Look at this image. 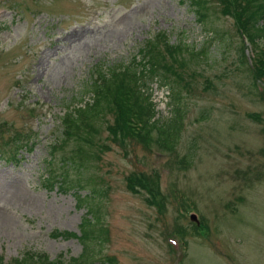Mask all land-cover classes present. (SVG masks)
Here are the masks:
<instances>
[{"label":"rangeland","instance_id":"rangeland-1","mask_svg":"<svg viewBox=\"0 0 264 264\" xmlns=\"http://www.w3.org/2000/svg\"><path fill=\"white\" fill-rule=\"evenodd\" d=\"M207 17L201 22L188 0H0V123H7L0 142L30 134L16 159L9 147L0 157L5 264L27 252L78 257L83 241L58 231L81 234L89 207H79L74 192L92 187L99 193L90 205L108 231L106 241L92 240L93 264H109L107 257L116 264H264V83L254 85L249 64L240 63L233 19L217 3ZM73 30L77 36L61 40ZM157 36L179 47L172 56L161 44L163 62L183 81L160 70L147 79L154 120L165 127L183 108L175 150L160 146L156 130L149 145L117 140L107 112L97 132L81 130L93 144L82 139L85 169L69 166V189L45 185L49 170L65 171L64 157L81 161L75 137L56 143L66 105L91 101L97 73L136 64ZM55 144L60 151L49 166Z\"/></svg>","mask_w":264,"mask_h":264},{"label":"trees","instance_id":"trees-1","mask_svg":"<svg viewBox=\"0 0 264 264\" xmlns=\"http://www.w3.org/2000/svg\"><path fill=\"white\" fill-rule=\"evenodd\" d=\"M188 2L198 14L201 22L207 19L208 10L213 7L215 2H218L219 12L224 16L232 17L237 32L248 36L257 49L258 55L256 54L254 61L256 68L254 71L251 70L253 84L256 85L259 80H264V0H188ZM160 39L161 37H155L143 50L146 58L145 64L149 65V75H154L160 70V62L165 57L160 44L163 41V37L162 41ZM180 47L182 50L181 45ZM165 48L167 53L171 52V55L175 56L173 45L169 44L167 40H165ZM177 49L179 47H176L174 51ZM205 57H207L206 54ZM240 63L242 65L247 63L246 46L244 44L241 46ZM145 64L138 61L136 65L125 67L124 69L122 67H114L109 72H100L99 78L94 79L88 88L89 92L92 93L91 101L80 100L83 102L81 106H79L77 101L66 105L64 115L60 119L64 138H61L60 141H65L68 137L69 139L75 137L79 143L76 153L81 157L80 162L66 161V165L74 164V167H77L80 171L85 169L84 163L87 159V154L81 145V141L85 139L92 145L93 138H91L92 135L86 137L85 134L81 133V130L87 128V132H97L98 124L95 123L107 112L113 114L114 122L112 124L108 122L106 126L113 137L125 141L129 133L138 134L142 142L148 145L152 141L151 132L157 126L160 146L168 150H173L176 147L179 129L183 123V108L180 106L176 107L175 117L166 121L165 127L160 121H152L156 112L155 107L148 96L141 89L139 90V82L145 72L139 65L145 67ZM161 66H164V69L169 71V73H179L171 67V64L162 63ZM176 77L179 78L180 75ZM179 79L183 80V77L181 76ZM132 117L142 121V126L138 130H133L130 124ZM6 125L5 121L1 122L0 131ZM20 142V137L16 135L10 141L7 140L5 144L0 143V155L2 156V152H6L2 150L5 145L9 146L12 144L17 148ZM187 159L188 157L184 156L182 161L187 162ZM68 166L64 169L65 171L59 174L49 170L45 176L49 184L59 186L62 190H68L69 187L65 186L67 180L70 179ZM128 188L134 190L130 184H128ZM98 193L99 191L93 187L87 195H82L80 191L75 190L79 207H83L86 204L89 206L80 224V235L77 232L58 231V234L63 237H77L83 241V251L78 257H71L69 262H66L62 256L56 260H50L48 255L27 252L23 256L24 258L16 260L17 264H93V260L97 256V249L93 244L91 245L92 240L95 242L106 241L108 238V231L103 227H99V224L102 223L99 211L90 205V200L94 199ZM104 233L105 235H103ZM107 259L109 264H115L114 258L107 257ZM0 264H4L2 258H0Z\"/></svg>","mask_w":264,"mask_h":264},{"label":"bare ground","instance_id":"bare-ground-1","mask_svg":"<svg viewBox=\"0 0 264 264\" xmlns=\"http://www.w3.org/2000/svg\"><path fill=\"white\" fill-rule=\"evenodd\" d=\"M75 31L76 30H73V32H69L67 35H65V36H63L62 38H61V40H64V41H66V40H70V39H73L75 36H77L78 35V33H75ZM40 67V64L38 65V68ZM43 183L45 184V185H48L49 187H51V189H53L55 186H52V185H50L49 184V181L47 180V178H43Z\"/></svg>","mask_w":264,"mask_h":264}]
</instances>
